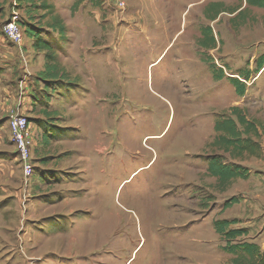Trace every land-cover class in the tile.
<instances>
[{
	"label": "rangeland",
	"instance_id": "rangeland-1",
	"mask_svg": "<svg viewBox=\"0 0 264 264\" xmlns=\"http://www.w3.org/2000/svg\"><path fill=\"white\" fill-rule=\"evenodd\" d=\"M125 3L121 10L113 0H49L67 28L59 33L44 12L33 11L32 21L13 0H0V128L12 136L11 116L27 117L33 163L44 171L21 205L10 198L18 210L3 214L0 264H234L243 254L237 247L264 244V9L246 0ZM212 3L226 9L215 20L205 15ZM16 15L23 29H43L65 73L59 83L39 79L44 55L27 35L21 46L5 36ZM206 29L214 48L199 44ZM233 108L258 126L260 157L212 147L215 123ZM37 120L59 134L41 140ZM214 154L247 178L219 186L207 174ZM225 219L228 230L246 233H217ZM260 246L256 263L243 264L264 263Z\"/></svg>",
	"mask_w": 264,
	"mask_h": 264
},
{
	"label": "trees",
	"instance_id": "trees-1",
	"mask_svg": "<svg viewBox=\"0 0 264 264\" xmlns=\"http://www.w3.org/2000/svg\"><path fill=\"white\" fill-rule=\"evenodd\" d=\"M14 8L23 9L27 11L32 21L35 20L33 17V11H42L44 15L41 18L51 17V22L48 23V28L55 32H65L66 25L60 15L57 14L55 6L49 4V0H13ZM248 6L264 9V0H246ZM39 4V5H38ZM78 3L75 4L77 6ZM76 8V7H75ZM225 7L222 3L210 4L205 15L210 20H215L221 13L225 12ZM20 23V22H19ZM21 26V24H20ZM22 28V26H21ZM23 29V28H22ZM25 36L27 35L31 47L38 53H43L45 59V70L40 73L39 79L43 81L47 86L56 84L62 81L65 73L62 71L60 64L57 63L56 53L50 42L41 36L43 29H37L32 23L29 26H25ZM202 48H214L217 45L216 38L212 34L211 29L203 31V37L199 42ZM264 68V55H262L257 61V71L259 72ZM235 87L236 92L239 95H244V86L238 79L231 81ZM43 114L47 118H51V114L46 110ZM41 129H45L44 136L58 135L55 132L56 125L50 124L45 121H36ZM214 131L217 134L212 147L218 151H222L225 154H229L232 158L243 159L245 156L260 157L262 152L260 139L262 135L255 122L250 121L242 113L239 108H233L231 116L225 117L215 123ZM45 138V137H44ZM48 140V139H45ZM258 140V141H255ZM208 176L216 178L219 186L226 188L236 179H245L248 176L247 170L241 166L229 165L225 162L223 155L214 154L208 159ZM238 203V199L233 198L230 202L225 205V209L231 208L233 205ZM229 221H220L216 223L217 233L225 235L229 240H234L238 237L243 236L245 230H228L231 226ZM243 250L242 255H238L233 259L234 264H243L245 261L256 263L257 257L261 255L259 248L255 245L245 244L237 247ZM245 254V255H244ZM263 256V255H262ZM264 264V263H263Z\"/></svg>",
	"mask_w": 264,
	"mask_h": 264
},
{
	"label": "crops",
	"instance_id": "crops-1",
	"mask_svg": "<svg viewBox=\"0 0 264 264\" xmlns=\"http://www.w3.org/2000/svg\"><path fill=\"white\" fill-rule=\"evenodd\" d=\"M27 44H31V42H28ZM32 132L35 137L36 134L35 130H33ZM42 139L45 141L46 138H44V135L41 136V140ZM33 159L35 161V158ZM18 161L20 162V159L17 155V149L15 144L13 143L12 136L5 135L4 128L1 127L0 128V224L1 225H2V221L4 220L3 214H8L12 210H18V208L15 209V207L11 206L12 204L10 203V198L11 197L14 198V200H12L13 206L16 205L17 203L21 205L23 196L26 197L28 195L25 194H28V192L29 193L32 192L31 188L33 187L31 184L29 185L30 181L32 180L35 181V177L39 176L40 174H43L44 172V171L40 172L39 170L35 169L34 176L31 179L27 180L28 183H26V187L24 188L18 182H16L17 178L18 180L22 178L24 181H26L22 167H21L22 170L19 171V175L17 173V178H16L15 163ZM20 166L22 165L20 164ZM27 206L28 205H25V207ZM225 220L227 221L228 219ZM2 236L5 235L2 234ZM202 242L203 241H201V243ZM203 244L206 245L205 243ZM248 244L260 246L258 241H254L253 243H248ZM206 247L208 248L209 246L206 245ZM260 248L264 251V244L262 245V247L260 246Z\"/></svg>",
	"mask_w": 264,
	"mask_h": 264
},
{
	"label": "built area",
	"instance_id": "built-area-1",
	"mask_svg": "<svg viewBox=\"0 0 264 264\" xmlns=\"http://www.w3.org/2000/svg\"><path fill=\"white\" fill-rule=\"evenodd\" d=\"M112 1V0H111ZM119 9H125V0H113ZM5 36L12 43L21 46L25 39V34L19 23V17L13 18L4 29ZM10 130L13 142L16 146L18 157L20 159L24 176L26 180L31 179L35 174L33 159V148L35 146V137L32 132V124L23 115H12L10 120Z\"/></svg>",
	"mask_w": 264,
	"mask_h": 264
}]
</instances>
